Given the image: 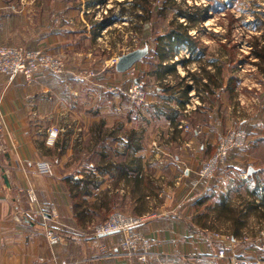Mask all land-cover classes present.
Segmentation results:
<instances>
[{"label": "crops", "instance_id": "0c3cea01", "mask_svg": "<svg viewBox=\"0 0 264 264\" xmlns=\"http://www.w3.org/2000/svg\"><path fill=\"white\" fill-rule=\"evenodd\" d=\"M92 30L83 19L79 0H0V46L39 49L66 63L64 74L43 71L32 81L21 76L10 81L0 75V119L3 120L0 133V264H54V258L77 259L82 264H128L119 248L121 234L104 235L96 240L92 228L102 221L96 216L88 217L85 222L77 218L65 178H81L83 174L63 171V167L77 161L78 150H83L84 145L68 146L62 135L51 143L49 132L52 129H59L60 133L84 131L90 135L91 131L102 127L105 134L116 133L117 138L112 140L117 143L114 152L123 158L108 160L104 153L102 162L126 163L128 167L113 168L103 174L105 180L110 178L109 181L117 182L111 186L106 180L102 189H95L87 196L88 208L105 212L116 210L119 203L141 218L136 232L154 239L153 250L160 257L152 264H179L181 256L190 254L196 257L201 254L202 260L206 259L202 263L208 264L221 245L236 252L228 246L239 240L243 242L244 232L253 222L264 226V204H260L264 202L261 189L264 169L249 166L247 176L239 172L238 180L229 184L225 179L230 176L222 170L209 182H202L197 175L199 166L214 153L217 136L234 123L231 116L227 119V114L223 115L224 106H227L223 93L225 83L222 79L217 82L210 76L203 77L201 94L213 96L207 105L203 95L192 118L183 111L192 89L186 94L184 89L170 87L174 85L163 87L162 94L158 91L143 107L132 108L123 92L127 89L126 71L118 72V76H105L104 81L111 86L102 92L103 88H97V77L90 75L88 59H80L83 55L81 42L95 39V35L90 36ZM141 62H136L134 68L145 70ZM174 63L178 64L173 62L172 65ZM80 69L85 70V75L79 76ZM167 71L161 75L151 72L146 81L152 79V83H160L161 79L170 78V72L176 73V70ZM138 80L143 87L147 85L144 79ZM164 94H169L168 99L164 100ZM162 101L166 103H160ZM117 119L125 126L123 131L129 124L134 128L132 131H136L141 128L138 123L145 121L150 125L154 121H164L167 126L161 127L167 139L136 140L135 146H129L128 140L119 141L122 138L119 130L113 128ZM185 121L189 123V130L181 128ZM108 139L101 142L104 149H112L107 144ZM96 143L97 140L92 153H96ZM136 145L140 148L136 149ZM129 151L131 155H125ZM87 153L89 156L79 160V164L90 163L88 150ZM249 158L245 152L231 154L229 170L241 168L240 164ZM4 175L9 184L5 183ZM30 191L34 192L37 203L30 202ZM202 200L204 202L198 205ZM41 210L48 216L53 211L57 214L48 222L61 237L58 245H49L44 230L46 221L24 214ZM212 222L226 231H208L207 228L214 227ZM238 228L240 234L235 235L234 230ZM245 249V252H238V257L251 254L249 248ZM134 264L139 263L135 261Z\"/></svg>", "mask_w": 264, "mask_h": 264}, {"label": "rangeland", "instance_id": "374dc122", "mask_svg": "<svg viewBox=\"0 0 264 264\" xmlns=\"http://www.w3.org/2000/svg\"><path fill=\"white\" fill-rule=\"evenodd\" d=\"M216 1L217 3H213L215 9L213 8V10L208 12L209 16L203 25H199L197 30H190V33L197 39V42L195 43L196 46H194L195 49L191 50L188 47L181 46L179 49L175 50L173 57L168 59L165 58L166 60L162 59L161 61L162 55L160 49L168 44L166 40L159 42L158 39L171 29V23H173L177 17V13L174 9L172 11L168 9L175 6V9L181 8L183 10H187V6L189 5H198L201 6V8H204L208 7L209 3L211 5L212 2H210V0H147L146 5H144L145 0H79L83 19H85V21L91 26V29H93L90 33L91 38L95 35L94 40L89 39L88 42H81V54L83 55L80 56V59H88L91 67L90 73L97 77L95 80L97 88H103L102 92H104V89H106L109 85V82L104 81V77L109 75H120V73H118L115 69L116 63L120 57L136 50H147V55L140 60L142 61L140 65L144 64V66H146L145 70H142L141 68H134L133 65L126 71L127 89L123 92L128 99L127 103L129 102L130 106L132 108L135 107L136 109L143 107L147 101H149L148 99H151L158 94V91L162 94L163 87L170 85H174L170 87L184 89L186 85L192 84V86L196 89L194 91L193 88L192 91L195 92L198 98H201V103L204 95V97L206 96L205 99L207 98L205 102L209 105V98L213 95H207L205 92L201 94L200 90L204 91L203 77L210 76L211 80L215 79L217 82L222 79L226 86L223 93L227 98V100L225 99L227 106H224L223 115L226 116L227 114V119L228 116H231L234 123L231 127L224 128L217 136L214 153L205 161H211L213 156L216 154L220 138L226 136L234 130H243L249 134L247 146L244 149L231 151L225 163L220 165L219 170L217 171L219 172L222 170L224 172H228L230 178H226L225 183L229 184L230 181L238 180L239 172L243 176H247L249 166L254 169H264V62L258 60L253 55L254 49L251 43L254 42L255 38H257L260 46L264 47V0ZM147 5L151 19L145 23L144 18L148 17V14H145L144 7ZM104 20L112 21V23L99 31L98 27H95V24L103 22ZM186 23L187 22L184 18L177 17L174 27H177L179 30H183L188 25V23ZM96 33H99V35L96 36ZM85 53H89L90 55H86ZM163 62H165L166 65L162 64ZM173 62H177L178 64H173V66H176V73L170 72V78H168V76L165 80L161 79L160 83H152V79L150 82L146 81L149 77H151V72L161 75L167 70L173 71V69H170ZM79 71V76L85 75L84 69H80ZM138 79H144L143 81L147 82V85H144L143 88L148 97L146 102L141 106H137L133 103L126 94L135 80L138 83L143 84ZM166 79H169V81H166ZM110 86L111 84L109 87ZM160 87L162 90L158 89ZM161 94L159 96H161ZM168 96L169 94L166 96L164 94L162 97L166 100L168 99ZM189 98L193 101L195 98L190 97L188 94L186 102L192 105L194 102H190ZM160 103L165 104L166 102L162 101ZM199 107L200 106H197L196 110ZM157 109L160 111L162 110L161 107ZM191 110L193 111L187 115L192 118L195 110L193 108H191ZM115 123L116 124L113 128L119 130L118 134L122 137L119 141L123 142L124 139L129 140V136L134 131H132L134 128L129 124L127 129L123 131V128L125 127L123 123H120L118 119ZM183 123L184 124L181 125V128L183 130H189V123L187 121ZM137 126L141 127L136 130L137 135L135 140L138 142L143 140L145 141L150 138L160 141L167 139L165 130H162L163 126H167L164 121H154L150 125L144 121L138 123ZM57 130L58 136L56 137L55 142L59 139V136L62 135L63 142H68L66 144L68 146H76L78 144L84 145H82L84 147L83 150H78L77 161L69 165H64L63 171H68L72 174H83L81 178H84L85 175H91L92 170L96 169L97 165L102 164V161L104 160V157L101 155L102 152L107 153L106 157H108V160L113 159L114 161H117V159L123 158L122 155L118 157L115 155L114 149H117L115 148L117 143H113L112 140H115L113 137L108 139L110 142L107 140V144L109 143L108 145H111L112 149H104L102 146L103 144L101 143L95 149L96 154L95 152H91L93 150V143H95L98 139L96 131H91L89 133L90 135H88V133L84 131L73 132L65 130L60 133L59 129ZM157 130H159V133H162L163 135H159V133L156 132ZM157 137H159V139H157ZM87 150L90 153V163L85 165L79 164V160H83L84 157L86 160L87 156H89ZM118 152L120 153V151ZM236 152H245L250 158L240 164L241 168L235 169L233 167V169L229 170V168H231L229 167L231 166L229 164L230 156ZM76 153L77 150H74V154ZM128 154H130V151L126 152L125 155ZM189 173L190 172H187L186 174ZM186 174L184 172L183 176ZM252 174H255V172ZM96 176L100 182L99 189H102L106 180H108L107 184H111V186H114L117 182L116 180L109 181L110 178L105 180L103 174H99L98 172H96ZM214 178L215 175H212L208 179L200 180L202 182H209ZM261 189L264 190V186H261ZM262 192L264 193V191ZM99 193L102 194L103 192L100 191ZM100 201H103L102 197L100 198ZM87 209L89 211L87 214L88 217L96 216L99 218V221H102L98 225L104 224L116 214L125 215L127 217H136L132 211L129 210V208H125L119 203H117L116 210L104 212L103 210L98 211L97 208L96 212H94L92 207ZM24 214L27 216L29 215L28 217H32V219H38L33 216L34 212L32 211L28 214ZM51 215L52 212L49 216L47 215L46 218L51 219ZM204 218L207 217H203V219ZM139 219L141 224L142 220L141 218ZM43 221L46 220L43 218ZM98 225L93 228L90 226L92 228V232L95 233V228ZM251 225L253 226L244 232L243 242L245 243L239 240L237 244L232 243L228 246V248H235L237 253L233 252L232 249H227V247L221 245L219 250L216 249V255H212L214 258H210V262L208 264H230L229 258L232 256L238 257V252L246 250L245 248H249L248 253L251 254L246 255L245 258H238L245 261L247 264H259V261L261 264H264V226L259 227L254 222ZM213 226L214 227L207 228V230L226 231V229L223 228L220 230V228H217L214 224ZM136 227L132 228L133 232H136ZM46 229H52L47 222L44 230ZM113 233L117 232H112L110 234ZM119 234H121L122 240L123 234ZM138 235L153 241L152 251L155 252L153 250L155 242L154 239L139 233ZM95 239L98 240L99 237H95ZM121 240L119 242V248L123 252V256L128 261V264H134L135 261L139 264H143L134 258L129 259L127 257V252H125L120 245ZM222 248L227 252V258L220 261L217 256L218 252ZM201 256V254L199 257H196L194 254L183 255L179 258V264H203V260L205 262L206 259L202 260ZM55 259L57 258H54V263ZM66 259L72 260L70 258ZM158 259H160V257L157 253L153 260L145 264H152Z\"/></svg>", "mask_w": 264, "mask_h": 264}, {"label": "built area", "instance_id": "2783aa9c", "mask_svg": "<svg viewBox=\"0 0 264 264\" xmlns=\"http://www.w3.org/2000/svg\"><path fill=\"white\" fill-rule=\"evenodd\" d=\"M47 71L52 75H62L66 72V63L60 57L54 56L49 53H44L42 50H27L21 46H0V75L6 76L10 81L24 77L27 81H32L34 77L39 73ZM93 76L92 73H90ZM114 92H117L114 90ZM127 96L137 106L143 105L147 100V93L144 91L143 85L136 80L132 83L127 91ZM190 97H194L193 101L190 99L192 105L185 102L183 111L185 114L192 112L191 108L196 110L197 106L201 105V98L196 96L195 92L189 93ZM1 102V94H0ZM3 128V120L0 119V133ZM58 136V130L52 129L49 132V140L51 143L55 142ZM249 134L243 130H234L226 136L220 138L219 146L216 154L211 161H204L198 168L197 174L199 179H208L212 175L218 174L220 165L224 164L229 154L233 150L244 149L248 144ZM1 140V135H0ZM188 172V170H187ZM264 191V190H263ZM264 194V193H263ZM29 199L31 203H37V198L33 191L29 192ZM33 216L38 219H45L47 223L50 219H47V213L43 210L33 211ZM56 213L52 212V217H56ZM140 219L137 217H127L125 215H113L104 224L98 225L95 228V233L92 235L96 238L112 232L122 233L121 247L127 252L129 259H136L145 264L153 260L157 253L152 251L153 241L138 235L137 232H133L132 228H135L140 224ZM46 238L49 245L54 246L60 243L61 237L57 235L52 229L45 230ZM263 234V233H262ZM97 240V239H96ZM264 249V244H263ZM218 259L222 260L227 258V252L225 249H220L218 252ZM230 264H247L237 256L229 258ZM264 260V259H263ZM261 264V262H258ZM54 264H82L81 260H69V259H55Z\"/></svg>", "mask_w": 264, "mask_h": 264}, {"label": "trees", "instance_id": "16d2710c", "mask_svg": "<svg viewBox=\"0 0 264 264\" xmlns=\"http://www.w3.org/2000/svg\"><path fill=\"white\" fill-rule=\"evenodd\" d=\"M211 5L209 3L208 7H204L201 8V6L198 5H189L187 6V10H183L181 8H177L173 6L171 8H169L168 10H175V12L177 13V17H181L184 18L186 20V22L188 23V25L183 29V30H179L177 29V27H174L175 22L177 21V17L175 18V21L173 23H171V29L165 34L159 37L158 41H164L166 40L168 45H165L164 47H162V49H160L161 55H162V59L166 60L168 58L173 57V53L175 52V50L179 49L181 46H185L188 47L191 50H194L196 46V42L197 39L190 33L191 29H198L199 25H203V23L206 21V19L208 18V12L213 10V8L215 9V6L213 3H217L216 0H210ZM147 4V0H145L144 5ZM213 4V5H212ZM144 11L145 14H148V17L144 18L145 23L150 21V13L148 10V5L144 7ZM112 21H107L104 20L103 22H98L95 24V27H98V30L100 31L101 29H103L105 26L111 24ZM186 23V24H187ZM180 26V25H179ZM98 31V32H99ZM99 35V33H96V36ZM253 49H254V53L253 55L260 61L264 62V47L260 46V43L258 42V39L255 38L254 42H251ZM166 58V59H165ZM170 69L172 70H176V66H171ZM195 87L192 86V84L186 85L184 90L186 91V94L188 92V90H191ZM97 132V145L101 144V142L105 141L107 138H114L115 137V133H103L102 131V127H99ZM137 132L133 131L131 133V135L129 136V146H135L134 142H136L135 138H136ZM140 147L138 145H136V149H139ZM101 155L104 157L105 154L104 152L101 153ZM128 167V165L126 163H111V162H102V164L97 165L96 169L92 170V174L91 175H85L84 178H74L73 176H67V178H65V181L67 182V184L70 187V191H71V196L73 199V209L74 212L77 216V218L79 220H81L82 222H84L87 218H88V201H87V196H90L91 194H93V191L95 189H98L100 187V182L98 180V177L96 176V172H98L99 174H104L105 172H111V170L113 168L116 169H124ZM96 171V172H95ZM124 171H128V170H124ZM204 202L203 200L198 202L197 204L199 205L200 203ZM264 204V202H260V204ZM241 229H235L234 230V234L235 235H239L240 234Z\"/></svg>", "mask_w": 264, "mask_h": 264}, {"label": "water", "instance_id": "95a60500", "mask_svg": "<svg viewBox=\"0 0 264 264\" xmlns=\"http://www.w3.org/2000/svg\"><path fill=\"white\" fill-rule=\"evenodd\" d=\"M147 50L145 51H140L136 50L133 52H130L126 55H123L122 57L119 58V60L116 63L115 69L118 72H125L128 69H130L136 62L141 60L144 56L147 55ZM252 169H249V172H252ZM5 183L9 184L8 178L6 175L3 176Z\"/></svg>", "mask_w": 264, "mask_h": 264}]
</instances>
